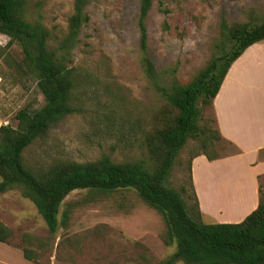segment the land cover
<instances>
[{"label":"rangeland","instance_id":"1","mask_svg":"<svg viewBox=\"0 0 264 264\" xmlns=\"http://www.w3.org/2000/svg\"><path fill=\"white\" fill-rule=\"evenodd\" d=\"M75 3L27 0L25 16L43 23L51 32L50 43L56 46L68 33ZM139 7L140 0H87L84 11L89 20L72 51L78 81L74 104L78 110L25 150V162L30 167L38 170L62 161L92 162L103 155L115 162L142 161L152 169L156 167L147 137L168 105L145 71ZM263 16L264 0H153L147 21V53L155 62L160 83H169L173 74L182 83L197 75L217 53L224 19L234 24L256 22ZM23 59L21 45L0 32V126L17 127L19 110L44 105L37 78ZM203 117L217 128L211 107L203 106ZM216 150L225 156L235 148L219 141ZM202 152L200 141L189 139L179 151L168 181L178 191L186 189L183 197L188 205L195 204L189 178L191 161ZM227 169L205 172L203 184L204 203L213 204L216 211L217 205L221 207L224 217L226 209L219 203L225 199L218 191L234 187L237 195L236 185L240 183L239 197L231 195L236 201L234 207L252 196L248 167ZM260 184L264 200V175ZM72 192L61 204L55 235L50 234L35 204L23 196L21 187L0 192V222L12 231L6 243L33 250L37 261L31 264H160L176 251L165 211L136 190L91 188ZM250 207L227 212V216L240 217ZM0 264L28 263L17 251L0 243Z\"/></svg>","mask_w":264,"mask_h":264},{"label":"trees","instance_id":"2","mask_svg":"<svg viewBox=\"0 0 264 264\" xmlns=\"http://www.w3.org/2000/svg\"><path fill=\"white\" fill-rule=\"evenodd\" d=\"M87 0H76L75 12L70 17L67 35L54 46L50 43V30L39 21L25 16L27 0H0V32L11 42L21 45L25 66L37 78L38 88L44 96L39 109L22 108L18 111L17 127L0 126V192L14 186L22 189L44 218L49 232L59 229L61 204L77 189L132 188L142 197L164 210L177 249L160 264H264V200L239 223H205L192 180L194 205H188L182 191L168 181L179 151L191 138L200 141L209 160L224 157L216 150V143L225 141L217 125L203 117V106L213 109V102L234 61L254 43L264 40V16L258 21L221 24V42L217 53L189 82L182 83L173 74L169 83H160L154 60L148 56V17L153 0H140L138 26L141 34L140 48L144 51L143 64L148 77L168 105L160 120L147 137V145L154 159L155 168L142 161L115 162L108 155L96 161H62L47 169L35 170L25 162V150L38 138L67 116L75 113V89L78 86L76 67L72 66V51L79 41L84 24L89 20L84 11ZM198 154V155H200ZM264 150L260 152V159ZM261 178V176H260ZM261 192V184H260ZM11 229L0 222V241L8 242ZM28 237V235H25ZM53 239V237L51 238ZM24 257L37 261L33 250L22 248Z\"/></svg>","mask_w":264,"mask_h":264},{"label":"crops","instance_id":"3","mask_svg":"<svg viewBox=\"0 0 264 264\" xmlns=\"http://www.w3.org/2000/svg\"><path fill=\"white\" fill-rule=\"evenodd\" d=\"M213 111L220 133L231 141L239 152L213 161L203 154L195 156L192 159V180L205 223H239L258 207L261 198L260 176L264 175V159L259 156L264 150V40L249 46L234 61L214 99ZM241 165L249 169L252 196L246 199V203L238 204L235 209L245 210L249 206L253 207L240 217H228L227 211L224 217V210L220 209L208 210L203 200L206 193L203 186L206 183L205 172H211L212 168H221L224 172L225 168L230 170L232 167L240 168ZM246 186L250 189L248 184ZM247 192L249 193V190ZM69 196L64 201H67ZM65 223L67 221H62V224ZM0 243L5 244L11 251H17L23 256L25 263L31 264L30 260L24 257L22 250L5 242Z\"/></svg>","mask_w":264,"mask_h":264},{"label":"bare ground","instance_id":"4","mask_svg":"<svg viewBox=\"0 0 264 264\" xmlns=\"http://www.w3.org/2000/svg\"><path fill=\"white\" fill-rule=\"evenodd\" d=\"M235 185V184H234ZM239 185V186H238ZM240 183H238L236 186H238V188H236V186H235V188L237 189V195H236V193H235V189H234V187H225V188H223V190H222V193L220 192V191H218V193L219 194H222V198H223V200H224V203H219V205H222V204H224V207H225V209H226V211L228 212V213H232L233 214V211L235 210V204L234 203H236V201H234L233 200V196L231 197V195H234V197L235 196H238L240 193H239V189H240ZM244 185V184H243ZM242 185V186H243ZM226 186H229L228 184L226 185ZM241 186V187H242ZM246 187V189H247V191H248V188H247V186H245ZM232 189V190H231ZM241 190V189H240ZM243 193V192H242ZM244 194H247V193H244ZM230 196V197H229ZM239 197V196H238ZM240 198H238L237 199V203H238V200H239ZM244 200L246 201V198H244ZM240 201V200H239ZM207 202V201H206ZM206 202L204 203V205L206 204ZM207 203H209V202H207ZM207 206H209V208H208V210L210 209V211L211 210H215L214 208L215 207H213V204L212 205H210V203L207 205L206 204V207ZM211 206V207H210ZM215 206H216V204H215ZM217 208V210H219L220 208H219V206L217 205L216 206ZM219 208V209H218ZM222 209V208H221ZM220 209V210H221Z\"/></svg>","mask_w":264,"mask_h":264}]
</instances>
